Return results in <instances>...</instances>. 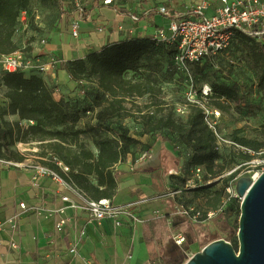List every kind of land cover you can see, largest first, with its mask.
<instances>
[{
	"label": "trees",
	"instance_id": "trees-1",
	"mask_svg": "<svg viewBox=\"0 0 264 264\" xmlns=\"http://www.w3.org/2000/svg\"><path fill=\"white\" fill-rule=\"evenodd\" d=\"M56 1L61 17V0ZM31 2L32 0H0V54L19 49L13 40L14 32L19 15L29 9ZM234 38L250 41L246 45L245 58L257 73V85L264 86V41L242 34H236ZM174 53L175 48L150 37H133L106 44L98 50H89L83 57L72 59L66 65L71 79L96 84V89L83 88L79 93L81 98H88L91 103H95L97 109L93 111L94 126L99 130L109 129V124L114 119L130 116L138 118L143 134L152 135L156 141L168 144L169 147L159 150L155 168L151 171L155 183L161 182L168 175L169 169L177 168L178 144L188 149V164L191 167L203 166L204 174L212 172L210 163L215 156L213 147L216 138L206 123L200 106L189 102L186 118L179 120L174 116V107L162 98L160 87L149 73L139 78L124 75L128 70H138L143 60L167 56L173 61ZM220 53L191 65L212 63ZM38 74L40 73L19 71L0 76V86L4 89L3 97L6 99V103L0 105V158L22 160L23 156L14 149L15 143H35L37 155H52L69 167L68 171H63L51 161H40L65 181L74 184L91 198H113L117 187L115 167L128 154H131L134 165L141 153L135 155L131 147L141 146V141L131 136L126 129L119 130L116 136L101 135L95 129L97 131L91 138L96 147L94 151L80 139L85 127L75 128L71 132L62 128L79 121L82 116L81 108L86 113H89V109L81 107L83 103L80 99H75L72 103L62 97L56 99L52 88ZM143 96H147V102L137 104L136 99ZM207 98L219 109H224V101L233 102L239 109L249 107L244 103L245 97L239 94L236 84L228 86L213 83ZM9 114H16L19 120H7L5 116ZM86 126L89 128L88 124ZM238 132L240 130L232 133L229 139L252 149L259 156L258 152L264 150V123L257 131L259 139L239 137ZM170 134L176 136V144L171 140ZM238 156L245 161L251 159V155L246 152L239 151ZM204 185L196 189H203ZM224 186L216 190L209 199V209L216 208L221 203ZM212 239L215 237L206 242ZM231 243L236 247L237 240Z\"/></svg>",
	"mask_w": 264,
	"mask_h": 264
},
{
	"label": "crops",
	"instance_id": "crops-1",
	"mask_svg": "<svg viewBox=\"0 0 264 264\" xmlns=\"http://www.w3.org/2000/svg\"><path fill=\"white\" fill-rule=\"evenodd\" d=\"M174 1L179 0H145L143 8L137 11L129 5H120L117 0L111 6L93 2L87 7L79 37L77 39L72 37L75 45L71 47L62 43L58 49L40 43L33 46L29 52L31 55H38L43 61L53 56L57 61L53 69L38 75L52 88L56 99L62 97L71 103L75 102V99L81 98L80 89H96V84L71 79L66 70L67 62L83 57L89 50H98L106 44L130 39L127 32L132 27L133 37H150L155 29L167 23V19L153 13L142 15L143 11L150 6H172ZM196 2L197 0H190L188 2L190 4L184 3L182 8L177 9L183 11L185 6ZM117 6L121 14L114 12V7ZM129 10L141 15L137 23H132L126 16ZM62 18L64 17L61 16ZM119 25L122 29L118 28ZM99 27L103 29L98 30ZM261 40L264 41V38ZM60 74L65 80L59 79ZM5 103L6 99L2 97L0 105ZM5 118L9 121L19 120L16 114H9ZM84 126L85 119L81 116L79 121L74 123V128L84 129ZM134 137L141 141V146L149 145L150 148H146V151L149 152L150 149V152L154 153L152 149H155L154 158L159 150L164 148V144L159 145L161 140L156 141L152 135L142 133ZM25 143L16 142L14 149H22ZM36 147L33 144L28 146L31 149ZM147 159L136 161L133 165L132 156L128 154L115 167L116 195L122 192L124 199L121 202L115 201L114 195L113 201L137 203L134 211L141 221L136 223L128 221L119 227L108 220L102 221L101 224H87L86 234L77 244L78 256L68 252V243L84 224L85 212L76 216L74 212L67 210L72 217L70 222L61 228L56 226L59 219L57 216L45 219L32 209L23 212L19 207L21 201L31 207L61 205L59 188L49 178L43 179L38 187H34L30 183V170L0 166V223L13 216L16 219L15 229L8 223H3L0 227V264H83L81 258L90 259L93 264H150L152 258L161 253L166 246L174 243L173 234L180 232L185 236L187 231L200 229V224L204 222L195 223L185 218L176 209L178 201L176 197L167 195L169 175L159 183L154 182L151 171L155 168V160ZM11 236L18 245L16 249L9 247Z\"/></svg>",
	"mask_w": 264,
	"mask_h": 264
},
{
	"label": "rangeland",
	"instance_id": "rangeland-1",
	"mask_svg": "<svg viewBox=\"0 0 264 264\" xmlns=\"http://www.w3.org/2000/svg\"><path fill=\"white\" fill-rule=\"evenodd\" d=\"M117 1L120 5L126 4L133 7L135 11L143 8V4L146 3L145 0ZM189 1H174L171 7L182 8L184 3L190 4L188 3ZM62 19L56 0L44 2L32 0L29 9L19 15L13 40L17 43L18 48L27 54L34 45L40 43L41 39H44L45 45H50L53 49L61 48L62 43H66L72 47L75 45V41L70 33L68 19L66 17ZM82 24L83 21L80 22L79 31ZM249 43L250 41L234 38L230 46L222 51L212 63L202 62L200 65H189L188 71L179 69L171 57L157 56L150 60L141 61V67L138 70H128L124 75L126 77L139 78L149 73L160 87L162 98L174 107V116L179 120L186 118L188 103L192 102L204 109L209 108L210 110L219 111L220 114L216 119L215 126L220 135L230 138L232 133L240 130L238 132L239 137L255 139L259 137L257 131L260 129V125L264 123V86L257 85V73L250 67L245 58L246 45ZM169 46L174 49L173 45ZM59 79L65 80V77L60 74ZM213 83L228 86L236 84L239 94L245 97L244 103H247L249 107L239 109L233 102L225 101L224 109L215 107L213 102L204 94V92L210 94ZM3 93L4 89L0 86V100L3 97ZM79 99L83 103L81 107L85 106V109H89V113H86V110L81 108L82 117L85 119V130L80 135V139L88 147L96 151L91 138L97 131L95 129L99 130V128L94 126L95 120L93 118V111L97 107L88 98ZM145 102H147V96L136 99L137 104ZM127 105L129 106L130 104ZM178 108L182 110H178ZM209 118H212V116L209 115ZM86 124H88L89 128ZM62 128L68 132L75 130L74 125ZM121 129H126L131 136L142 134L138 118L130 116L114 119L109 124V129H100L99 133L101 135L116 136ZM170 137L174 144H176V136L170 134ZM162 144H164V147H169L165 141H161L159 145ZM169 145L171 146L170 143ZM178 147L179 159L177 161V168L174 170L169 169L171 171L168 170V189L169 191L179 190L176 197L179 201L200 209H209V199L216 190L222 189L223 185H226V174L230 170L238 167L236 173L240 174V176L252 174L250 173V166L246 164L240 165L245 160L238 156L239 151L237 148L220 144L217 147L216 145L213 147L215 156L210 163L212 172L203 176L202 182L205 183V188L196 189L195 186H186L185 180L191 177V166L188 164L189 151L182 144H178ZM146 148H150L148 144H145V146L133 145L131 147L135 155L142 153ZM148 150V159L153 157L152 159L156 160L157 156L154 158L155 149H152L154 153H151L150 149ZM246 153L251 155L250 160L259 157L252 149ZM170 175L173 176L170 177ZM122 199H124L122 192L117 193L115 201L121 202ZM239 205L240 203L235 201L229 202L223 212L217 214L211 220L201 223L200 229L187 231L185 233L186 240L182 245L169 244L161 253L152 258L150 264H183L193 253L199 251L208 243L206 241L212 237H215V239L222 238L229 242L236 240Z\"/></svg>",
	"mask_w": 264,
	"mask_h": 264
},
{
	"label": "built area",
	"instance_id": "built-area-1",
	"mask_svg": "<svg viewBox=\"0 0 264 264\" xmlns=\"http://www.w3.org/2000/svg\"><path fill=\"white\" fill-rule=\"evenodd\" d=\"M93 2H98L103 6H111L116 0H61V16L68 19L71 36L77 39L80 35L79 25L85 19L87 7ZM22 11L21 13H24ZM116 14H121L120 8L114 7ZM158 14L166 17L167 23L155 29L150 38L156 42L173 45L175 53L173 61L179 69L188 71V66L198 63L206 58L213 57L215 54L224 51L232 43L236 34L247 37L262 39L264 38V0H197L190 6H185L183 11L168 5L150 6L145 9L142 15ZM126 16L132 23H137L141 15L132 11H127ZM119 29L122 26L119 25ZM99 27L98 30H102ZM128 30L127 35L133 38L134 31ZM40 44H44L41 39ZM57 61L50 56L46 61L40 59L38 55L25 53L21 49H16L8 54H0V76L4 73L13 72H37L43 73L55 67ZM82 92V91H81ZM207 96V92H204ZM203 109L204 119L215 135V145L225 144L237 148L241 152H249L237 142L220 135L216 129V119L219 116L218 110ZM178 110H182L178 108ZM209 115L212 118H209ZM35 143H25L22 149L17 151L23 156L22 160L0 158V166L24 168L31 171L30 183L38 187L43 179L49 178L59 188L58 194L61 205L57 207H44L27 205L26 202H19V207L23 212L33 210L37 215L45 219L58 217L57 227H62L70 222L71 215L67 210H71L77 216L78 213L85 212V222L79 231L74 235L73 240L68 243V252L73 256H78L77 244L79 239L86 234L87 224H101L108 220L114 226L119 227L126 222L133 223L141 221L135 214L134 207L137 203H116L113 198L94 199L87 196L74 184L65 181L56 171L41 163L48 160L56 164L63 171H68L66 166L57 157L47 154L46 156L37 155L38 148H28ZM231 147V148H232ZM259 157L249 161H244L240 165L246 164L251 167L250 176L255 179L264 170V150L258 152ZM149 158L148 151H143L137 161ZM238 165V166H240ZM238 167L230 170L227 175L226 185L224 186V196L221 203L216 208L200 209L193 205L179 201L177 198V211L192 222L200 223L211 220L217 214L225 210V206L232 201L240 203L241 197L235 189V182L240 174L236 173ZM171 171V170H169ZM205 168L201 165L191 167V177L185 180L186 186L197 187L204 185L202 182ZM229 176V177H228ZM179 190L175 189L167 192V195L177 197ZM12 229L16 227L15 216L6 219ZM0 223V227L3 225ZM173 241L176 245H182L186 237L182 233L173 234ZM10 248H18L14 238L11 236L9 241ZM83 264H93L90 259L81 258Z\"/></svg>",
	"mask_w": 264,
	"mask_h": 264
},
{
	"label": "water",
	"instance_id": "water-1",
	"mask_svg": "<svg viewBox=\"0 0 264 264\" xmlns=\"http://www.w3.org/2000/svg\"><path fill=\"white\" fill-rule=\"evenodd\" d=\"M235 189L241 197L236 247L213 239L183 264H264V170L255 179L238 177Z\"/></svg>",
	"mask_w": 264,
	"mask_h": 264
}]
</instances>
